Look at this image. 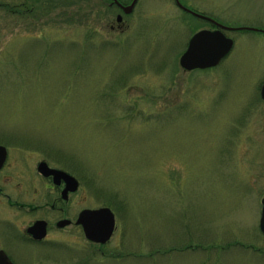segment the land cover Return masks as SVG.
Returning <instances> with one entry per match:
<instances>
[{"label":"rangeland","instance_id":"374dc122","mask_svg":"<svg viewBox=\"0 0 264 264\" xmlns=\"http://www.w3.org/2000/svg\"><path fill=\"white\" fill-rule=\"evenodd\" d=\"M111 3L0 0V145L9 151L0 187L30 203L33 189L21 198L16 187L41 188V161L81 182L68 201L47 192L63 212L0 207L1 235L22 237L37 218L51 224L44 244L18 239L9 258L264 264V0H179L227 28L255 29L226 31L230 55L193 72L180 57L211 25L175 0H138L129 15ZM102 207L117 219L105 245L75 224ZM62 219L72 225L56 228Z\"/></svg>","mask_w":264,"mask_h":264},{"label":"water","instance_id":"95a60500","mask_svg":"<svg viewBox=\"0 0 264 264\" xmlns=\"http://www.w3.org/2000/svg\"><path fill=\"white\" fill-rule=\"evenodd\" d=\"M115 3L120 5L118 0H114ZM138 0H134L128 7H122L126 14H130ZM177 4L184 10L192 13L196 16H201L184 6H181L179 0H176ZM206 18L204 16H201ZM122 16L117 18L119 23L122 22ZM219 29L201 30L192 35L186 51L180 57V66L184 71L192 72L196 70H208L219 66L223 60L232 52L235 47L234 39L225 34V30H236L234 28H227L222 25H218ZM237 30L254 31L255 29L241 28ZM262 100L264 102V84L260 89ZM8 149L4 145H0V170L4 167L7 161ZM49 163L42 161L38 164V172L46 177H54V183L61 185L65 182L66 186L63 191L64 200H68L70 193H77L80 187L79 180L61 169L52 168ZM262 217L260 221V229L264 235V198L262 199ZM72 221L70 219H62L57 223V228L63 229L71 226ZM76 225L82 227L85 238L94 244L105 245L112 240L114 232L117 229L116 214L110 207H102L99 209H84L79 213V216L75 222ZM27 233L31 235L35 240L41 241L48 235V224L44 220L36 221L32 226H29ZM0 264H15L8 254L0 250Z\"/></svg>","mask_w":264,"mask_h":264},{"label":"flooded vegetation","instance_id":"af4514ba","mask_svg":"<svg viewBox=\"0 0 264 264\" xmlns=\"http://www.w3.org/2000/svg\"><path fill=\"white\" fill-rule=\"evenodd\" d=\"M112 5H115L116 7H118V9L122 12V13H124V9H122V7L121 6H119V5H117V4H115L114 2L113 3H111ZM131 4V3H130ZM130 4H123V3H121V5L122 6H124V7H127V6H129ZM182 9V8H181ZM183 11L185 12V13H187V14H189V12H187V11H185L184 9H183ZM193 12H195V13H198L199 15H201V16H204V17H206V18H203V17H199V16H196V15H193L192 13H190L189 15H191V16H193V17H196V18H198V19H200V20H203L206 24H208V25H211L213 28L211 29V30H216V29H218V25H220L219 23H217L218 21H216L213 17H211V15L210 16H208V15H205L204 13H202V12H197V11H194V10H192ZM15 12V11H14ZM112 28L113 29H116L115 28V26H112ZM8 158H7V161H6V164L4 165V167L0 170V175L2 176V174H3V172H4V169L6 170L8 167H6V166H8V159H9V151H8V156H7ZM42 162V161H41ZM49 165V164H48ZM51 166V165H50ZM52 168H55V169H60V168H58V167H54V166H51ZM37 176H39V178H40V180L42 181V182H44L42 185H41V188H37V187H35V183H30V184H26L25 185V182H19L18 183V186L16 187V193L17 192H20L21 194H20V196L19 197H25V196H27L28 194H29V192H30V190H32L33 189V193H32V197H33V200L30 202V203H23V202H18V200H15L14 198H12L13 196H14V194H12V193H10V194H8V193H6L5 191H4V189L2 188V187H0V207H2L3 209H5L6 211H9V210H17V211H19V212H27V213H31L32 211L34 212V211H36V210H40V209H45V208H47L48 206H49V204H50V209L52 210V211H54V212H60V211H64V208L61 206V205H59L60 204V201L58 200V197H60V199H61V201H68L69 200V198H70V196L72 195V194H75V193H70L69 194V198H68V200H64V198H63V191H64V189H65V186H66V184H65V182H62V184L61 185H56L55 183H54V177H46V176H43L42 174H40L39 172H38V166H37ZM61 170H63V169H61ZM0 176V177H1ZM38 178V179H39ZM29 185H32L33 186V188H31ZM29 186V187H28ZM80 186H81V182H80ZM79 189H80V187H79ZM50 192L51 194L53 193L54 194V196H58V197H56L57 198V200H55V201H53V202H48V201H46V199H47V192ZM78 192V191H77ZM77 194V193H76ZM3 199V202H1V200ZM5 199V200H4ZM38 200H40V202L41 203H45V204H43V206H41L42 204H40V206H38L39 204H37V206H36V203L38 202ZM79 214V213H78ZM79 216V215H78ZM78 218V217H77ZM38 220H44V221H46L47 222V224H48V235H49V230H50V226L49 225H51L50 224V221H48V220H46V219H43V218H40V219H36L33 223H31L30 225H28V227H25V229L23 228L22 230H24L25 232V234L24 235H22V237H18V236H16V235H13L12 233H9L8 231H7V228H6V230H5V232H3V234L1 235V233H0V239H1V241H0V250H3V251H5L7 254H9L8 252V248H11L12 247V245H13V243H15V242H22V241H19L18 239H22L25 243H27L28 245L29 244H31V245H42V244H44L45 243V241H46V239H47V237H48V235H47V237L45 238V239H43V240H41V241H38V240H35L33 237H31V235H29L28 233H27V229L29 228V226H32L36 221L38 222ZM71 220V219H70ZM77 220V219H76ZM60 221V220H59ZM59 221H57V223L59 222ZM72 221V220H71ZM57 223H56V228H57ZM70 225H72V224H70ZM76 226H79V225H76ZM81 229H82V227L81 226H79ZM59 229V228H58ZM64 229V228H63ZM82 231H83V229H82ZM84 233V232H83ZM4 236V237H3ZM23 242V243H24ZM3 243H5L4 245H3ZM8 257H10V256H8ZM11 259V258H10ZM12 260V259H11ZM13 261V260H12Z\"/></svg>","mask_w":264,"mask_h":264},{"label":"trees","instance_id":"16d2710c","mask_svg":"<svg viewBox=\"0 0 264 264\" xmlns=\"http://www.w3.org/2000/svg\"><path fill=\"white\" fill-rule=\"evenodd\" d=\"M82 179V178H81Z\"/></svg>","mask_w":264,"mask_h":264}]
</instances>
